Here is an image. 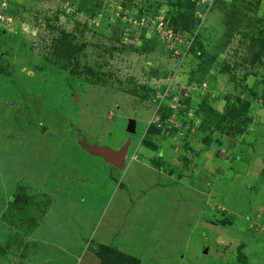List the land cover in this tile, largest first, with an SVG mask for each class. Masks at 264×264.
<instances>
[{"label": "rangeland", "instance_id": "374dc122", "mask_svg": "<svg viewBox=\"0 0 264 264\" xmlns=\"http://www.w3.org/2000/svg\"><path fill=\"white\" fill-rule=\"evenodd\" d=\"M102 246L264 264V0H0V264Z\"/></svg>", "mask_w": 264, "mask_h": 264}, {"label": "water", "instance_id": "95a60500", "mask_svg": "<svg viewBox=\"0 0 264 264\" xmlns=\"http://www.w3.org/2000/svg\"><path fill=\"white\" fill-rule=\"evenodd\" d=\"M129 132H134L133 125L130 126ZM80 146L89 154L103 158L107 163L119 170H124L126 165V156L129 142L121 149L114 150L108 146H99L90 144L85 137H81Z\"/></svg>", "mask_w": 264, "mask_h": 264}, {"label": "trees", "instance_id": "16d2710c", "mask_svg": "<svg viewBox=\"0 0 264 264\" xmlns=\"http://www.w3.org/2000/svg\"><path fill=\"white\" fill-rule=\"evenodd\" d=\"M59 53L63 54L65 52L59 50ZM97 253L100 258V264H138L133 258L123 256L117 252L113 246H102L98 249Z\"/></svg>", "mask_w": 264, "mask_h": 264}, {"label": "crops", "instance_id": "0c3cea01", "mask_svg": "<svg viewBox=\"0 0 264 264\" xmlns=\"http://www.w3.org/2000/svg\"><path fill=\"white\" fill-rule=\"evenodd\" d=\"M88 153V152H87ZM89 154H87V156H88ZM105 161V160H104ZM107 163V162H106ZM107 164H109V163H107ZM110 165V164H109ZM112 166V165H111ZM81 184V183H80ZM80 184H79V187H80ZM72 187H75V186H71V188ZM80 189H81V187H80ZM113 190H114V188H113ZM116 194H118L119 195V198H118V206L119 207H124L125 205L123 204V202H125L124 200H123V198H122V195H121V192H119L118 190H116ZM78 206H79V208H80V205L79 204H77ZM82 209V213L83 214H86V212H87V210L85 209V208H81ZM70 210V209H69ZM123 210L124 209H122V211H119V213H118V215L122 212L123 213ZM118 217V216H117ZM116 219L117 218H115L114 219V223L116 222ZM112 223V222H111ZM113 223V224H114ZM108 224H110V223H108ZM92 232H94V228H89V222H88V226H87V228L85 229H83L82 230V237H84V238H86V242H87V240H89V239H91L92 237H91V234H92ZM109 233H110V231L108 230V225H107V233H106V235L105 236H107V235H109ZM100 236H101V234H100ZM102 237H104V236H102ZM59 238V237H58ZM56 240H59V239H56ZM54 245H56V244H54ZM76 248V247H75ZM74 253H75V251H74ZM80 255L81 254H74L73 255V257L74 258H69V257H67V259L68 260H72L73 259V262L74 263H78L79 262V260H80ZM88 257H90V253H89V255H88ZM62 261V260H61ZM87 261V260H86Z\"/></svg>", "mask_w": 264, "mask_h": 264}]
</instances>
